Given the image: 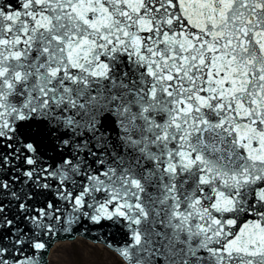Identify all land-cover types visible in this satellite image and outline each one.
Here are the masks:
<instances>
[{
    "label": "snow or ice",
    "instance_id": "1",
    "mask_svg": "<svg viewBox=\"0 0 264 264\" xmlns=\"http://www.w3.org/2000/svg\"><path fill=\"white\" fill-rule=\"evenodd\" d=\"M93 233L264 264V0H0V264Z\"/></svg>",
    "mask_w": 264,
    "mask_h": 264
},
{
    "label": "rangeland",
    "instance_id": "2",
    "mask_svg": "<svg viewBox=\"0 0 264 264\" xmlns=\"http://www.w3.org/2000/svg\"><path fill=\"white\" fill-rule=\"evenodd\" d=\"M69 242L70 245H67L65 248L67 249V251L73 253L72 255L68 254L70 257V264H89V262L85 259V250H82V245H88L87 247L90 250H93L92 253L89 254V258L92 260V262L96 261L97 259L102 260L105 257H112V254L109 252V250L100 243H94L89 240L87 241L81 237H77L75 238V240H69ZM97 244H99V246ZM54 253H56L55 250H53V254Z\"/></svg>",
    "mask_w": 264,
    "mask_h": 264
},
{
    "label": "bare ground",
    "instance_id": "3",
    "mask_svg": "<svg viewBox=\"0 0 264 264\" xmlns=\"http://www.w3.org/2000/svg\"><path fill=\"white\" fill-rule=\"evenodd\" d=\"M67 245H70L69 240L64 241V246L66 247ZM97 245L99 246V244H97ZM87 246L88 245H82L81 247H83L82 250H85L84 256H85V259L89 262V264H110V261L112 259V257H110V256L105 257L102 260L97 259L96 261L92 262V260L89 258L90 257L89 254H91L93 250H90ZM53 250H55L56 253L52 254V256L50 257L52 264H70V257L68 255L69 251H67V249H66V251H60L54 247Z\"/></svg>",
    "mask_w": 264,
    "mask_h": 264
},
{
    "label": "water",
    "instance_id": "4",
    "mask_svg": "<svg viewBox=\"0 0 264 264\" xmlns=\"http://www.w3.org/2000/svg\"><path fill=\"white\" fill-rule=\"evenodd\" d=\"M83 237H85V238H89L90 240H92V241H94V242H97V240L94 239V237H95V233H93L91 236H83Z\"/></svg>",
    "mask_w": 264,
    "mask_h": 264
}]
</instances>
